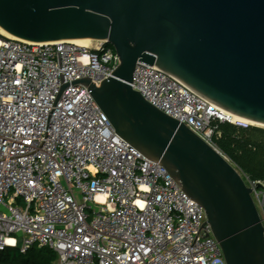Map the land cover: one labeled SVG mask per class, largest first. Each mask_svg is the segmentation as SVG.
Masks as SVG:
<instances>
[{
  "label": "built area",
  "instance_id": "obj_1",
  "mask_svg": "<svg viewBox=\"0 0 264 264\" xmlns=\"http://www.w3.org/2000/svg\"><path fill=\"white\" fill-rule=\"evenodd\" d=\"M119 64L104 42L0 35V251L47 248L55 264H226L204 210L116 135L87 87ZM212 148L217 123L246 129L155 66L129 83ZM242 176L264 227V181Z\"/></svg>",
  "mask_w": 264,
  "mask_h": 264
},
{
  "label": "water",
  "instance_id": "obj_2",
  "mask_svg": "<svg viewBox=\"0 0 264 264\" xmlns=\"http://www.w3.org/2000/svg\"><path fill=\"white\" fill-rule=\"evenodd\" d=\"M0 29L30 43L109 45L119 60L111 76L73 84L87 87L116 135L204 210L226 264H264V227L240 172L129 85L137 63L155 66L264 126V0H0Z\"/></svg>",
  "mask_w": 264,
  "mask_h": 264
},
{
  "label": "trees",
  "instance_id": "obj_3",
  "mask_svg": "<svg viewBox=\"0 0 264 264\" xmlns=\"http://www.w3.org/2000/svg\"><path fill=\"white\" fill-rule=\"evenodd\" d=\"M109 46V45H107ZM213 145L240 172L255 181H264V129L249 126L238 128L217 123ZM55 254L47 248H31L21 254L18 248L0 251V264H55Z\"/></svg>",
  "mask_w": 264,
  "mask_h": 264
},
{
  "label": "bare ground",
  "instance_id": "obj_4",
  "mask_svg": "<svg viewBox=\"0 0 264 264\" xmlns=\"http://www.w3.org/2000/svg\"><path fill=\"white\" fill-rule=\"evenodd\" d=\"M0 35L5 37V38H8V39H15L9 35H7L5 32H3L1 29H0ZM68 42H72V43H75L77 45H80V46H83V47H88V46H91L93 44L92 41L90 40H75V41H68ZM223 112V111H222ZM226 113V112H225ZM228 114V116H230L232 118L233 121H241L242 123L244 124H248V125H251V126H258V127H262L264 128V126H261V125H257V124H254V123H251L249 121H246L244 119H241V118H238L236 116H233L229 113H226V115Z\"/></svg>",
  "mask_w": 264,
  "mask_h": 264
},
{
  "label": "rangeland",
  "instance_id": "obj_5",
  "mask_svg": "<svg viewBox=\"0 0 264 264\" xmlns=\"http://www.w3.org/2000/svg\"><path fill=\"white\" fill-rule=\"evenodd\" d=\"M93 45V44H92ZM249 126H251V125H249ZM254 127H258V126H254Z\"/></svg>",
  "mask_w": 264,
  "mask_h": 264
}]
</instances>
